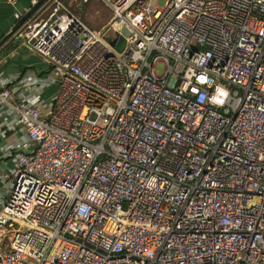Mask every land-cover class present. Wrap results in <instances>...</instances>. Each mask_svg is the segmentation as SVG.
I'll use <instances>...</instances> for the list:
<instances>
[{"label":"built area","instance_id":"2783aa9c","mask_svg":"<svg viewBox=\"0 0 264 264\" xmlns=\"http://www.w3.org/2000/svg\"><path fill=\"white\" fill-rule=\"evenodd\" d=\"M102 1L121 51L63 0L17 32L0 264H264V0Z\"/></svg>","mask_w":264,"mask_h":264},{"label":"crops","instance_id":"0c3cea01","mask_svg":"<svg viewBox=\"0 0 264 264\" xmlns=\"http://www.w3.org/2000/svg\"><path fill=\"white\" fill-rule=\"evenodd\" d=\"M17 1L22 9H26L30 6V0ZM82 1L85 2V0ZM48 7L46 9H48ZM44 10L41 12L43 13ZM16 23L17 21L15 20L13 15V7L6 0H0V41L5 36H7L9 32H11ZM17 38V34L14 35L11 40L4 43V45H2L0 49L4 50L5 48L6 50H8V48L13 47V50L9 52V54L4 59L0 60V79L8 80L10 78H18V76L26 71H35L36 73H38L40 83L44 81H52L53 73L50 68L45 65L41 58L29 52L24 46L22 40L20 39V41H17ZM45 108L47 110L50 109L49 101L45 103ZM11 123H13V120H11V118L7 121L0 118V128L6 127ZM13 134L14 132H12L6 140H0V177L12 166L10 158L7 157V154L2 147L4 146V144L11 142V140L13 139Z\"/></svg>","mask_w":264,"mask_h":264},{"label":"rangeland","instance_id":"374dc122","mask_svg":"<svg viewBox=\"0 0 264 264\" xmlns=\"http://www.w3.org/2000/svg\"><path fill=\"white\" fill-rule=\"evenodd\" d=\"M63 2L72 13L80 17L89 26L95 29H101V34L104 35L106 41H110L114 37V30L106 28L112 20L113 13L105 2L102 0H90L86 3L82 0H63ZM49 14L50 10L46 9L39 16L43 19L47 18ZM161 71L162 65H159L158 72Z\"/></svg>","mask_w":264,"mask_h":264},{"label":"water","instance_id":"95a60500","mask_svg":"<svg viewBox=\"0 0 264 264\" xmlns=\"http://www.w3.org/2000/svg\"><path fill=\"white\" fill-rule=\"evenodd\" d=\"M49 0H39V2L32 6L25 14L24 16L17 21L16 25L14 26V28L11 30V32H9V34L7 36H5L1 41H0V49L2 47V45H4V43L8 42L11 40V38L17 34V32L19 31L20 28H22L32 17L35 16V14L41 10L42 8H44V6H46V4L48 3ZM130 35V31L128 29L127 26H124L122 28V35L119 36L118 38H113L110 40V44L115 46L116 49L118 51H121L126 44V36ZM17 41H20L19 38H17ZM13 50V47L8 48V50H6L4 48V50H0V60L4 59L9 52H11Z\"/></svg>","mask_w":264,"mask_h":264},{"label":"trees","instance_id":"16d2710c","mask_svg":"<svg viewBox=\"0 0 264 264\" xmlns=\"http://www.w3.org/2000/svg\"><path fill=\"white\" fill-rule=\"evenodd\" d=\"M49 1H51V0H49ZM49 1H48V2H49ZM38 13H39V11H38L35 15H37Z\"/></svg>","mask_w":264,"mask_h":264}]
</instances>
